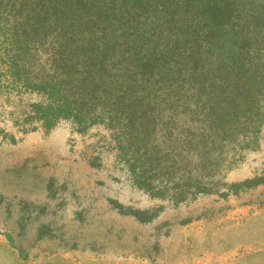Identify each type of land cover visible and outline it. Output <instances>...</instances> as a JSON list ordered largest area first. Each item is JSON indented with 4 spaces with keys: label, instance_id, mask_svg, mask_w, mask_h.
<instances>
[{
    "label": "rangeland",
    "instance_id": "1",
    "mask_svg": "<svg viewBox=\"0 0 264 264\" xmlns=\"http://www.w3.org/2000/svg\"><path fill=\"white\" fill-rule=\"evenodd\" d=\"M140 90L137 140L122 119L46 129L38 93L2 91L0 264H264V123L225 140L192 87Z\"/></svg>",
    "mask_w": 264,
    "mask_h": 264
},
{
    "label": "trees",
    "instance_id": "2",
    "mask_svg": "<svg viewBox=\"0 0 264 264\" xmlns=\"http://www.w3.org/2000/svg\"><path fill=\"white\" fill-rule=\"evenodd\" d=\"M184 86L205 131L249 145L264 123V0H0V94L38 93L46 129L122 119L137 140L140 88Z\"/></svg>",
    "mask_w": 264,
    "mask_h": 264
},
{
    "label": "bare ground",
    "instance_id": "3",
    "mask_svg": "<svg viewBox=\"0 0 264 264\" xmlns=\"http://www.w3.org/2000/svg\"><path fill=\"white\" fill-rule=\"evenodd\" d=\"M58 139V138H57ZM59 140V139H58ZM60 141V140H59Z\"/></svg>",
    "mask_w": 264,
    "mask_h": 264
}]
</instances>
